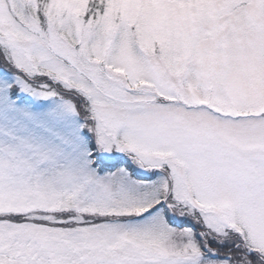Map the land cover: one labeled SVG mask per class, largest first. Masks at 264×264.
<instances>
[{
    "label": "snow or ice",
    "instance_id": "obj_1",
    "mask_svg": "<svg viewBox=\"0 0 264 264\" xmlns=\"http://www.w3.org/2000/svg\"><path fill=\"white\" fill-rule=\"evenodd\" d=\"M0 264H264V0H0Z\"/></svg>",
    "mask_w": 264,
    "mask_h": 264
}]
</instances>
